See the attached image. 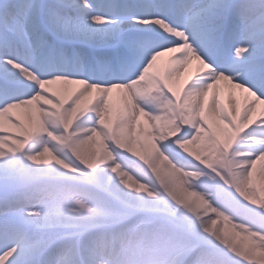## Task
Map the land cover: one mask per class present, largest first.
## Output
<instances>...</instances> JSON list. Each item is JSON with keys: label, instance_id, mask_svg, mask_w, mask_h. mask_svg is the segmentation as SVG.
I'll return each instance as SVG.
<instances>
[{"label": "snow or ice", "instance_id": "snow-or-ice-1", "mask_svg": "<svg viewBox=\"0 0 264 264\" xmlns=\"http://www.w3.org/2000/svg\"><path fill=\"white\" fill-rule=\"evenodd\" d=\"M0 264H264V0H0Z\"/></svg>", "mask_w": 264, "mask_h": 264}, {"label": "bare ground", "instance_id": "bare-ground-1", "mask_svg": "<svg viewBox=\"0 0 264 264\" xmlns=\"http://www.w3.org/2000/svg\"><path fill=\"white\" fill-rule=\"evenodd\" d=\"M113 103L114 104H118L119 103V99L115 95L113 96ZM20 116H21V119H24V120L27 119L26 115L22 111L20 112Z\"/></svg>", "mask_w": 264, "mask_h": 264}]
</instances>
